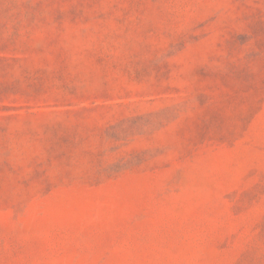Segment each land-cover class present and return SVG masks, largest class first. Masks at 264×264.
I'll use <instances>...</instances> for the list:
<instances>
[{
    "label": "rangeland",
    "instance_id": "rangeland-1",
    "mask_svg": "<svg viewBox=\"0 0 264 264\" xmlns=\"http://www.w3.org/2000/svg\"><path fill=\"white\" fill-rule=\"evenodd\" d=\"M0 264H264V0H0Z\"/></svg>",
    "mask_w": 264,
    "mask_h": 264
}]
</instances>
